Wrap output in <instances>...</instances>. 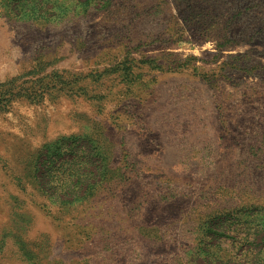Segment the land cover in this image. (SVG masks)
I'll use <instances>...</instances> for the list:
<instances>
[{"label":"rangeland","instance_id":"374dc122","mask_svg":"<svg viewBox=\"0 0 264 264\" xmlns=\"http://www.w3.org/2000/svg\"><path fill=\"white\" fill-rule=\"evenodd\" d=\"M0 264H264V0H0Z\"/></svg>","mask_w":264,"mask_h":264},{"label":"trees","instance_id":"16d2710c","mask_svg":"<svg viewBox=\"0 0 264 264\" xmlns=\"http://www.w3.org/2000/svg\"><path fill=\"white\" fill-rule=\"evenodd\" d=\"M92 157H94L95 155L93 154L92 149L90 148V151L88 152Z\"/></svg>","mask_w":264,"mask_h":264}]
</instances>
